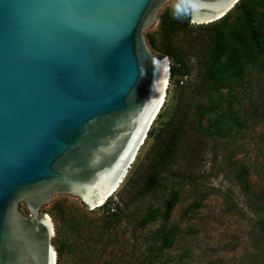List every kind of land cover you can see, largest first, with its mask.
I'll list each match as a JSON object with an SVG mask.
<instances>
[{
  "label": "water",
  "instance_id": "obj_1",
  "mask_svg": "<svg viewBox=\"0 0 264 264\" xmlns=\"http://www.w3.org/2000/svg\"><path fill=\"white\" fill-rule=\"evenodd\" d=\"M170 1L0 0V264H54L43 206L92 208L131 168L166 76L145 32ZM181 1L207 24L240 0Z\"/></svg>",
  "mask_w": 264,
  "mask_h": 264
},
{
  "label": "rangeland",
  "instance_id": "obj_2",
  "mask_svg": "<svg viewBox=\"0 0 264 264\" xmlns=\"http://www.w3.org/2000/svg\"><path fill=\"white\" fill-rule=\"evenodd\" d=\"M183 4L167 3L145 34L152 50L170 62L169 45L189 54L190 75L184 77L182 89L169 81L163 113L111 197L117 204L113 212L105 205L89 208L80 198L62 194L43 206L41 213L54 225L56 264H264V55L252 49L246 29L235 24L234 29L243 31L239 40H231L221 62L231 60L240 43L247 68L220 86V105L202 115L219 94H208L203 83L198 87V62L241 10L234 7L225 20L191 22L175 31L164 28ZM263 15L260 7L257 28ZM171 116L186 119L179 147L169 170L149 180L157 144L163 141L162 135L159 140L154 135ZM174 193L177 201L164 219L165 204ZM20 209L28 214L25 204ZM156 210V218L141 225ZM169 231L172 243L162 247Z\"/></svg>",
  "mask_w": 264,
  "mask_h": 264
},
{
  "label": "trees",
  "instance_id": "obj_3",
  "mask_svg": "<svg viewBox=\"0 0 264 264\" xmlns=\"http://www.w3.org/2000/svg\"><path fill=\"white\" fill-rule=\"evenodd\" d=\"M235 7L240 8L241 12L233 20V22L228 24L227 33L219 31L218 37L213 42V47L209 51H206V57L204 58L203 56L200 58V62H198L201 74L197 84L198 87H203V85H205L208 87V94H211L213 90L219 94L217 101L210 102L208 106L203 108L202 115H205L206 112L212 111L213 107H218L220 105L222 101L220 86L227 85V83L231 80V76L233 78L235 74H237L236 76L244 74L247 68V64H245L243 57L240 54L242 50L243 52L245 51V48L241 47L242 45L240 46V43L237 44V48L232 51L233 58L231 60L227 59L225 62H221L222 56L226 54V49L232 42L231 40H239L240 33L246 29V33H244V35L250 39L249 43L252 49H255L256 53H262L264 55V32L261 31V28H264V19L263 22L261 21L262 23L260 24V28H257L255 25L258 9L260 7H264V0H240ZM227 15L228 14L219 20H225ZM166 23L167 24L164 28L168 27L171 31H175V28H186L190 26L191 21L189 6L187 4L180 5L178 12L173 13L167 19ZM237 23H240L243 30H236V28H233ZM227 36L230 37V39H228ZM167 53L171 57L170 81H175L174 83L177 84V88L182 89L184 87V77L189 76L191 72V60L189 54L184 52L182 49L175 48L171 45L168 46ZM249 61L252 63L251 60ZM201 83H203V85ZM162 113L163 111L160 110L155 121L160 118ZM185 124V118L181 117V119L176 120L173 116H171L168 123L165 125V128H160L154 135V138L157 140H159L162 135L163 141L161 144H157V150H155L154 153V160L151 162L150 171L146 175L147 179L149 178V180H154L163 171L169 170L172 160L174 159V155L176 154V149L179 147V142ZM215 125H218V123ZM200 127L201 129L203 128L202 126ZM151 129L152 128H150L148 136L152 135L153 130L151 131ZM176 201L177 194L174 193L165 204L163 213L164 219L169 217ZM158 214L159 210L149 213L143 218L141 225H145L147 222L153 221ZM172 238V231L167 232L163 240L162 247L171 245Z\"/></svg>",
  "mask_w": 264,
  "mask_h": 264
},
{
  "label": "bare ground",
  "instance_id": "obj_4",
  "mask_svg": "<svg viewBox=\"0 0 264 264\" xmlns=\"http://www.w3.org/2000/svg\"><path fill=\"white\" fill-rule=\"evenodd\" d=\"M216 19H218V18H216ZM215 21H217V20H215ZM170 69H171V62H170V58L167 56L166 57V76H165V82H164V86H163V91H162V96H161V100H160V102H159V104H158V106H157V115H156V117L153 119V121H152V124L154 123V121L156 120V118H157V116H158V114H159V112H160V110L162 109V107H163V105H164V103H165V101H166V93H167V89H168V86H169V81H170V74H171V71H170ZM152 124H151V126H152ZM151 128V127H150ZM147 138V137H146ZM146 140V139H145ZM145 143V141L143 142V144ZM142 144V145H143ZM140 150V149H139ZM139 150H136L134 153L135 154H133V157H132V161H133V163H134V161L136 160V157H137V154H138V152H139ZM127 175H128V170L126 171L125 170V172H124V174H123V176L119 179V181L117 182V184L112 188V190L104 197V199L100 202V203H98L97 205H95L93 208H97V207H99V206H101L102 204H104L105 203V201L108 199V198H110L119 188H120V186H121V184H122V182L124 181V179L127 177ZM46 217H47V219L49 220V222H50V224H51V229H52V233H53V235H54V225H53V222H52V219H51V217L49 216V215H46ZM52 250H53V263L54 264H56V252H55V248H54V246H53V248H52Z\"/></svg>",
  "mask_w": 264,
  "mask_h": 264
},
{
  "label": "built area",
  "instance_id": "obj_5",
  "mask_svg": "<svg viewBox=\"0 0 264 264\" xmlns=\"http://www.w3.org/2000/svg\"><path fill=\"white\" fill-rule=\"evenodd\" d=\"M187 76H185V78H186ZM112 197V196H111ZM111 197L110 198H108L106 201H105V203L103 204V205H105V206H107V208L109 209V211H114L115 210V206L117 205L116 204V202L115 201H113L112 199H111ZM102 205V206H103ZM101 206V207H102Z\"/></svg>",
  "mask_w": 264,
  "mask_h": 264
},
{
  "label": "clouds",
  "instance_id": "obj_6",
  "mask_svg": "<svg viewBox=\"0 0 264 264\" xmlns=\"http://www.w3.org/2000/svg\"><path fill=\"white\" fill-rule=\"evenodd\" d=\"M102 205H103V204H102ZM102 205H101V206H102ZM101 206H99V207H101Z\"/></svg>",
  "mask_w": 264,
  "mask_h": 264
}]
</instances>
